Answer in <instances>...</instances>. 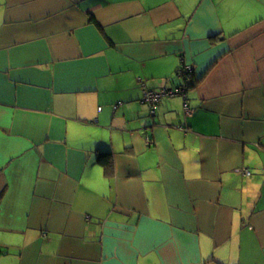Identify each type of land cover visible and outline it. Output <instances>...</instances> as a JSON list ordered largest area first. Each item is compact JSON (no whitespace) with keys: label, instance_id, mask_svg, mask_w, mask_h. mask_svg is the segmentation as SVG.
<instances>
[{"label":"crops","instance_id":"0c3cea01","mask_svg":"<svg viewBox=\"0 0 264 264\" xmlns=\"http://www.w3.org/2000/svg\"><path fill=\"white\" fill-rule=\"evenodd\" d=\"M0 264H264V0H0Z\"/></svg>","mask_w":264,"mask_h":264},{"label":"built area","instance_id":"2783aa9c","mask_svg":"<svg viewBox=\"0 0 264 264\" xmlns=\"http://www.w3.org/2000/svg\"><path fill=\"white\" fill-rule=\"evenodd\" d=\"M178 74H179V77L184 80L185 84L182 85L179 89H176L175 91H173V94H182L184 97H186L187 91H188V87H190V85L192 83L194 84V81L192 80V78H193V68H191L190 66L186 65L185 62H183L182 66L179 69ZM168 93L169 92H164L163 91L162 94H159V95H154L152 93L151 94H147L146 100L150 101L151 103H153L155 105L161 100V98L164 95H166ZM152 113H154V111Z\"/></svg>","mask_w":264,"mask_h":264},{"label":"trees","instance_id":"16d2710c","mask_svg":"<svg viewBox=\"0 0 264 264\" xmlns=\"http://www.w3.org/2000/svg\"><path fill=\"white\" fill-rule=\"evenodd\" d=\"M91 19H92V17H91ZM100 163L106 168L107 173H110L112 165L110 164L109 160H107V159H105V160L100 159Z\"/></svg>","mask_w":264,"mask_h":264}]
</instances>
